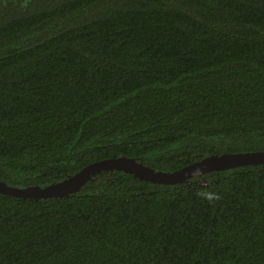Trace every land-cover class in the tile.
I'll return each mask as SVG.
<instances>
[{
	"label": "trees",
	"instance_id": "obj_1",
	"mask_svg": "<svg viewBox=\"0 0 264 264\" xmlns=\"http://www.w3.org/2000/svg\"><path fill=\"white\" fill-rule=\"evenodd\" d=\"M263 150L264 0H0L6 185ZM0 264H264V164L0 194Z\"/></svg>",
	"mask_w": 264,
	"mask_h": 264
},
{
	"label": "water",
	"instance_id": "obj_2",
	"mask_svg": "<svg viewBox=\"0 0 264 264\" xmlns=\"http://www.w3.org/2000/svg\"><path fill=\"white\" fill-rule=\"evenodd\" d=\"M250 164H264V150L213 154L170 172L145 171L138 167L131 158L111 157L86 164L74 174L49 187H15L0 181V194L29 199L60 198L77 190L91 175L101 170H120L130 173L141 180L173 185L185 182L193 176H200L206 172Z\"/></svg>",
	"mask_w": 264,
	"mask_h": 264
}]
</instances>
